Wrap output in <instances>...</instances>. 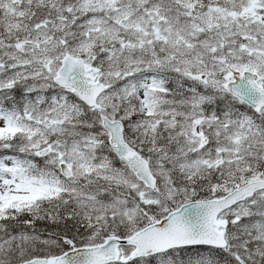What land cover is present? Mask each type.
Here are the masks:
<instances>
[{
	"label": "snow or ice",
	"instance_id": "1",
	"mask_svg": "<svg viewBox=\"0 0 264 264\" xmlns=\"http://www.w3.org/2000/svg\"><path fill=\"white\" fill-rule=\"evenodd\" d=\"M0 264H264V0H0Z\"/></svg>",
	"mask_w": 264,
	"mask_h": 264
}]
</instances>
